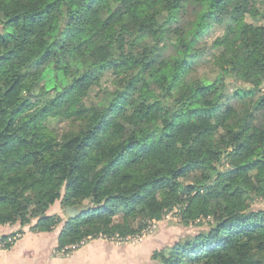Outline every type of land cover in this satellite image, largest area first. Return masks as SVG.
I'll return each mask as SVG.
<instances>
[{
	"label": "trees",
	"instance_id": "trees-1",
	"mask_svg": "<svg viewBox=\"0 0 264 264\" xmlns=\"http://www.w3.org/2000/svg\"><path fill=\"white\" fill-rule=\"evenodd\" d=\"M214 1L0 0V226L61 200L63 248L179 207L214 222L155 264H264V0Z\"/></svg>",
	"mask_w": 264,
	"mask_h": 264
},
{
	"label": "rangeland",
	"instance_id": "rangeland-1",
	"mask_svg": "<svg viewBox=\"0 0 264 264\" xmlns=\"http://www.w3.org/2000/svg\"><path fill=\"white\" fill-rule=\"evenodd\" d=\"M218 1L213 2V7H216V9L223 10L226 12L233 13L235 11V6L243 0H231L229 4H225V2L222 3H216ZM259 23H263L259 22ZM191 37V34L189 32L185 33V39L188 40ZM198 40H201L202 46H210L214 44H221L223 42V37L220 36H212V35H205L204 37H199ZM205 44H204V43ZM204 44V45H203ZM208 57L212 58V60H215L217 55L212 51H208L207 53ZM208 72V71H207ZM264 79V77L262 78ZM259 79L251 78L249 76H243L241 77L237 82H230L226 88V94L231 98V95L236 91V89H245L250 88L252 84H255L258 82ZM186 84V82H184ZM264 88V87H263ZM94 98V94L90 96V99ZM233 105L238 109V107H241L243 105L242 102H233ZM259 206H264V203H258ZM47 214L49 215H57L62 219V222L57 225L54 229H52L51 232H44V231H37L42 233H56V235H59L58 233L61 232V229H63L66 224L69 222V218L64 212V208L62 205V201L58 200L55 203H53L50 208L47 211ZM117 220L115 222L121 221V218H116ZM213 219L211 217L209 218H203L202 220H197L192 224H185L182 221L181 218V210L180 208H176L173 211L166 212L161 220H151L143 224L142 229L139 233L128 235V236H121L120 234H114L112 236H102L100 238L94 239L92 236L84 239V240H90L88 243L94 240H105L108 246L110 248H114L118 250V254L125 253V254H131L134 253V255H131L128 260V264H155V261L152 259V256L155 252L160 251L166 246H172L178 241L198 234L199 232L205 230L207 228V225L209 223H213ZM18 224L21 226L22 229H29L32 230V227L36 224V220L33 218H27L25 221L17 220L15 223L11 224ZM36 232V231H33ZM22 234V232H20ZM137 237H140V241L129 242L123 244H119L116 242L117 239H127L130 238L131 240H138ZM83 241V240H82ZM56 250V249H55ZM54 250V253H55ZM80 251V250H79ZM78 252V251H77ZM77 252L71 254L70 256H56L54 254V257L56 259H60V261L63 260H69L76 254Z\"/></svg>",
	"mask_w": 264,
	"mask_h": 264
},
{
	"label": "crops",
	"instance_id": "crops-1",
	"mask_svg": "<svg viewBox=\"0 0 264 264\" xmlns=\"http://www.w3.org/2000/svg\"><path fill=\"white\" fill-rule=\"evenodd\" d=\"M58 237L54 232H33L18 224L0 226V264H128L129 257L134 255L118 254L105 240H94L71 259L60 261L53 254L58 249ZM11 238L16 240L6 244Z\"/></svg>",
	"mask_w": 264,
	"mask_h": 264
},
{
	"label": "built area",
	"instance_id": "built-area-1",
	"mask_svg": "<svg viewBox=\"0 0 264 264\" xmlns=\"http://www.w3.org/2000/svg\"><path fill=\"white\" fill-rule=\"evenodd\" d=\"M141 239L140 237H137L136 239ZM131 240L130 238H127V239H117L116 242L119 243V244H123V242L125 243H129V242H134L136 243L137 241H140V240ZM16 239H9L6 244H12ZM90 240H83L81 241L80 243H77V244H72V245H68V246H65L63 248H58L55 250V253L56 256H59V255H62V256H70L71 254L81 250L82 248H84L88 242Z\"/></svg>",
	"mask_w": 264,
	"mask_h": 264
},
{
	"label": "water",
	"instance_id": "water-1",
	"mask_svg": "<svg viewBox=\"0 0 264 264\" xmlns=\"http://www.w3.org/2000/svg\"><path fill=\"white\" fill-rule=\"evenodd\" d=\"M65 212L70 220H75L78 218L79 211L74 207H66Z\"/></svg>",
	"mask_w": 264,
	"mask_h": 264
}]
</instances>
